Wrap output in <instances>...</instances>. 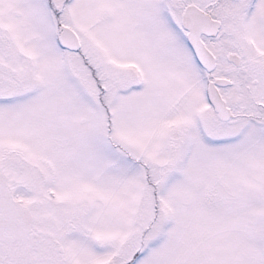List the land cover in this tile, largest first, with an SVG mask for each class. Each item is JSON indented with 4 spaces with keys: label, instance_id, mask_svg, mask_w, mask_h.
Wrapping results in <instances>:
<instances>
[{
    "label": "snow or ice",
    "instance_id": "1",
    "mask_svg": "<svg viewBox=\"0 0 264 264\" xmlns=\"http://www.w3.org/2000/svg\"><path fill=\"white\" fill-rule=\"evenodd\" d=\"M0 264H264V0H0Z\"/></svg>",
    "mask_w": 264,
    "mask_h": 264
}]
</instances>
